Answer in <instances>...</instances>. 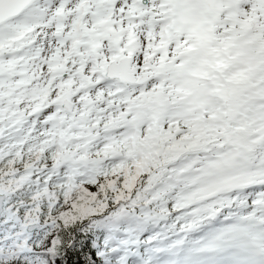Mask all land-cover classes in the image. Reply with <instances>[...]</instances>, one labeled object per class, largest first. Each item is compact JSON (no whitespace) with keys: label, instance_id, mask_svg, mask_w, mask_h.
I'll return each mask as SVG.
<instances>
[{"label":"snow or ice","instance_id":"1","mask_svg":"<svg viewBox=\"0 0 264 264\" xmlns=\"http://www.w3.org/2000/svg\"><path fill=\"white\" fill-rule=\"evenodd\" d=\"M0 264H264V0H0Z\"/></svg>","mask_w":264,"mask_h":264}]
</instances>
